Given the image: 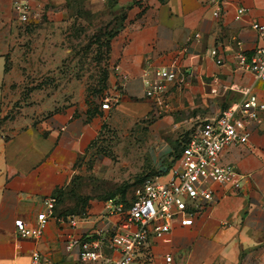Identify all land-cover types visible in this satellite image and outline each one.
Returning <instances> with one entry per match:
<instances>
[{
  "label": "crops",
  "instance_id": "1",
  "mask_svg": "<svg viewBox=\"0 0 264 264\" xmlns=\"http://www.w3.org/2000/svg\"><path fill=\"white\" fill-rule=\"evenodd\" d=\"M27 1L33 8L28 28L64 27L66 0ZM103 1L116 2L127 16L110 40L116 84L112 79L107 94L119 96L113 109L123 120L161 111L158 131L163 130L159 134L167 145L160 155L173 162L157 166L160 179L180 165V145L176 153L178 146L169 145L166 136L174 135L176 141V131L193 120L239 103L245 98L239 88H249L264 104V80L234 65L236 52L250 54L261 45L251 24L264 21V0H224L218 16L213 15L215 0ZM238 8L243 9L239 18ZM28 28L20 25L12 0H0V71L15 58L18 37L24 38ZM195 33L199 39H193ZM213 48L223 63L212 57ZM166 69L177 78L162 82L165 104L158 105L145 95L142 75L153 79L154 70ZM64 105L9 135L0 134V264H31L35 253L39 264H77V247L65 248L68 236L83 239L95 229L111 231L125 217L129 204L118 197L119 191L91 192L93 177L105 178L115 160L99 141L109 111L84 99ZM44 110L40 101L36 112ZM258 114L260 120L247 126L248 141L221 154V162L241 174L240 188L212 182L216 201L204 204L188 226L172 221L165 241L152 239L151 264H164L166 254L173 256V264H264V109ZM47 198L55 205L41 235L19 237L15 223L34 226Z\"/></svg>",
  "mask_w": 264,
  "mask_h": 264
},
{
  "label": "rangeland",
  "instance_id": "2",
  "mask_svg": "<svg viewBox=\"0 0 264 264\" xmlns=\"http://www.w3.org/2000/svg\"><path fill=\"white\" fill-rule=\"evenodd\" d=\"M66 9L68 15L60 31L28 28L30 22L22 26L28 29L24 38L18 37L15 58L8 59L0 71V134L9 135L27 126L31 119L51 113V108L74 100L94 104L110 96L107 89L112 79L116 84L110 40L127 16L114 1L66 0ZM40 101L45 110L38 113ZM113 108L107 112L103 137L99 139L102 149L115 158L113 168L103 179L93 177L91 192L117 190L128 206L142 182L160 173L157 166L172 164L173 160L160 155L167 145L165 136L159 134L163 130L158 131L160 110L130 121L123 120ZM192 127L177 130L176 141L174 135L166 136L169 145L178 146L176 153L182 137Z\"/></svg>",
  "mask_w": 264,
  "mask_h": 264
},
{
  "label": "built area",
  "instance_id": "3",
  "mask_svg": "<svg viewBox=\"0 0 264 264\" xmlns=\"http://www.w3.org/2000/svg\"><path fill=\"white\" fill-rule=\"evenodd\" d=\"M217 7L214 16L220 13L224 0H215ZM21 26L28 25L33 8L27 0H12ZM243 12L237 9V18ZM261 40V45L250 54L238 51L234 55L235 69L251 72L257 80H264V21L252 22ZM195 33L193 39H199ZM191 41V38L188 39ZM217 63H223L217 49L210 51ZM154 78L149 79L144 72L145 95L153 98L158 105L165 104L163 81L177 78L173 69L154 70ZM245 98L230 105L216 116L198 118L192 121V129L180 142L179 166L173 167L167 179L162 180L160 173L147 177L136 189L134 199L126 209L124 219L111 231L95 229L89 237L68 236L65 248L71 251L77 247V264H151L150 241L166 240L171 222L178 220L181 226L192 224L193 217L204 204H212L216 196L212 182L224 183L238 190L241 174L232 165L221 162L223 150L232 145L248 141L247 126L258 122L259 111L264 109L249 88L238 89ZM119 96L105 97L100 103L102 110H110L118 103ZM45 209L36 215V224L27 226L21 221L15 223L16 234L21 238H37L53 216L55 200L47 198ZM75 225L74 219L70 220ZM111 253H117L113 256ZM41 257L32 255L31 264H39ZM164 264H173V256L166 254Z\"/></svg>",
  "mask_w": 264,
  "mask_h": 264
}]
</instances>
